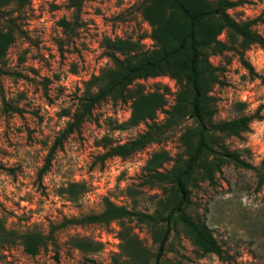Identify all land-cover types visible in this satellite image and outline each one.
<instances>
[{"label": "rangeland", "instance_id": "obj_1", "mask_svg": "<svg viewBox=\"0 0 264 264\" xmlns=\"http://www.w3.org/2000/svg\"><path fill=\"white\" fill-rule=\"evenodd\" d=\"M229 10L238 21L258 19L253 28L264 36V0H241ZM16 9L14 6L10 7ZM68 0H31L19 13L13 11L18 34L7 53V73L0 76V224L19 232L49 231L67 217L98 213L107 197L118 205L151 213L157 207L161 189L146 182L145 165L150 156L167 150L172 157L182 151L179 137L193 124L184 119L173 126L167 140L152 143L127 158L111 157L101 162L104 152L99 139L104 135L115 144L125 143L144 131L146 125L118 128L131 114L130 101L105 100L98 105L79 132L72 134L59 149L50 169L39 177L45 157L74 111L86 81L112 62L106 55L105 37L142 39L151 49V28L138 9L136 0H87L83 5L82 26L75 36H67L58 25L70 18ZM0 20V27L3 26ZM224 37V35H222ZM248 70L232 51L211 56L225 67V84L214 86L217 101L215 119L228 120L254 115L250 129L241 137H227L230 150L255 169L227 164L216 174L215 183L200 181L192 188L189 212L205 222L224 249L222 257L210 253L199 256L182 227L172 231L163 251V264H264V49L251 45L244 54ZM147 90L168 85L169 108L174 102L175 81L168 76L140 79ZM3 98L19 111L3 110ZM158 113L157 120H164ZM172 161L162 170L170 169ZM257 169V170H256ZM84 182L87 190L76 200L60 193L70 182ZM139 238L155 252L158 242L150 227L131 220ZM119 226L69 225L57 233V246L49 244L30 256L20 243L0 250V264H110L120 251ZM101 241L97 252L72 246L71 236Z\"/></svg>", "mask_w": 264, "mask_h": 264}, {"label": "trees", "instance_id": "obj_2", "mask_svg": "<svg viewBox=\"0 0 264 264\" xmlns=\"http://www.w3.org/2000/svg\"><path fill=\"white\" fill-rule=\"evenodd\" d=\"M86 1L68 0L72 15L58 21L67 36H75L82 26L81 12ZM136 1L151 28L149 37L153 47L144 49L140 38L105 37L106 55L112 64L86 81L69 121L45 157L39 177L50 169L56 152L72 134L80 131L98 105L108 99L130 101V117L118 128L140 123H144L146 128L135 138L121 144H115L109 135L102 136L99 145L105 150L97 156L101 162L111 157H130L152 143L167 140L171 128L184 119L193 121L181 133L179 141L182 151L175 157L167 150H161L154 152L147 160L146 182L156 183L161 189L157 207L148 213L118 205L106 197L101 212L65 217L61 222L52 224L47 232L37 229L19 232L1 223L0 250L20 243L26 254L35 256L49 244L57 246L56 233L60 228L117 222L120 251L112 257L110 264H163V250L171 232L177 227L183 228L199 256L210 253L219 257L224 255L222 245L209 226L189 212L193 203L192 188L199 186L200 181L215 183L217 172L227 164L255 169L225 143V138L241 137L247 132L254 115L219 121L215 119L217 101L212 90L217 84H225L221 78L225 67L213 63L211 56L232 51L253 72L244 54L253 44L264 49V36L253 28L258 19L238 21L229 13L231 8L242 4L241 0ZM30 3L31 0H0V20L4 24L0 27V76L8 72L7 53L17 39L18 27L13 11L22 13ZM12 6L16 9L12 10ZM160 76H168L176 84L174 102L169 108L166 107L171 92L168 85H157L153 90H147L143 83L138 82ZM3 110L20 109L3 98ZM161 111L165 115L162 122L157 120ZM170 161L171 168L162 170ZM257 173L261 185L264 183V173ZM86 190L84 182L74 181L61 187L60 193L76 200ZM131 220L150 227L158 242L157 251L153 252L143 244L130 224ZM69 241L84 252H97L103 248L101 241L77 235L71 236ZM55 258L59 264L57 255ZM91 262L97 264L94 260Z\"/></svg>", "mask_w": 264, "mask_h": 264}]
</instances>
